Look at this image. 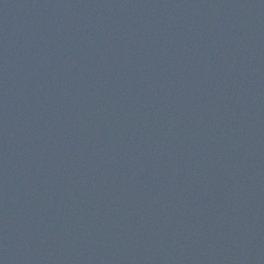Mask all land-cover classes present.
Returning <instances> with one entry per match:
<instances>
[{
	"label": "water",
	"instance_id": "1",
	"mask_svg": "<svg viewBox=\"0 0 264 264\" xmlns=\"http://www.w3.org/2000/svg\"><path fill=\"white\" fill-rule=\"evenodd\" d=\"M0 264H264V0H0Z\"/></svg>",
	"mask_w": 264,
	"mask_h": 264
}]
</instances>
